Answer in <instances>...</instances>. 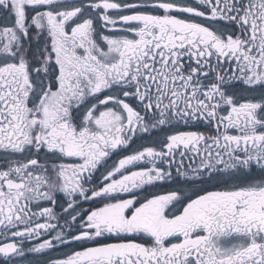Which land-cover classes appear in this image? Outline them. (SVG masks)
I'll use <instances>...</instances> for the list:
<instances>
[{
	"label": "snow or ice",
	"instance_id": "6c2138e0",
	"mask_svg": "<svg viewBox=\"0 0 264 264\" xmlns=\"http://www.w3.org/2000/svg\"><path fill=\"white\" fill-rule=\"evenodd\" d=\"M0 264H264V0H0Z\"/></svg>",
	"mask_w": 264,
	"mask_h": 264
}]
</instances>
